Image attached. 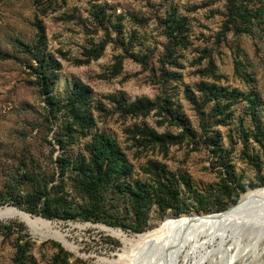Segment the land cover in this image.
Here are the masks:
<instances>
[{
	"label": "rangeland",
	"instance_id": "rangeland-1",
	"mask_svg": "<svg viewBox=\"0 0 264 264\" xmlns=\"http://www.w3.org/2000/svg\"><path fill=\"white\" fill-rule=\"evenodd\" d=\"M105 139L123 165L99 189V219L85 220L87 164ZM117 180L144 187L148 207ZM234 185L244 190L232 204ZM263 186L264 0H0V208L47 234L0 219V264H17L23 238L25 264L62 256L52 241L70 264H264V196L237 220L135 244ZM46 198L52 219L40 213Z\"/></svg>",
	"mask_w": 264,
	"mask_h": 264
},
{
	"label": "trees",
	"instance_id": "trees-1",
	"mask_svg": "<svg viewBox=\"0 0 264 264\" xmlns=\"http://www.w3.org/2000/svg\"><path fill=\"white\" fill-rule=\"evenodd\" d=\"M248 22L250 21V18L246 19ZM234 29H238L239 26L235 25ZM22 45V44H20ZM23 46V45H22ZM135 60L142 62V58L137 56H132ZM43 87H45L46 84H41ZM74 97L77 98V100H72L70 102V107H72V113L73 116L84 118V112L81 107V104H83V98H79L76 94H74ZM80 101V102H79ZM81 124V123H80ZM158 138H154V140H157ZM158 141V140H157ZM82 163V167L79 169V171L86 174V165ZM123 162L121 158L120 152L111 144V141L109 139H105V142H99L95 145V147L91 151V158L90 162L87 164L88 172L90 173L91 180L88 188V195L91 199L90 204L86 209H82L78 212L76 215H80L81 218L85 220L99 219V213L101 212V203L99 201V189L104 186L106 183L109 184L111 181H113L114 175L120 173V168L122 167ZM115 185L119 188H125L129 189L131 191L133 200H135L137 204L138 210H142L146 207H148L149 202L146 201V196L148 195V191L144 187H141L140 185H137L135 188L129 187L126 184H122V180H117L114 182ZM232 185V184H231ZM233 189L232 193H235L232 197H230V200L233 203H235L238 200V194L244 190L243 186L239 187V192L236 193L237 187L230 186ZM51 200L49 198H46V200L43 202V207H41L40 213L43 217L47 219H52L55 214L52 212L51 208ZM165 204H162L161 207H164ZM169 206H166V208ZM182 210V209H181ZM179 210L178 212H180ZM31 211L36 212L37 210L32 209ZM34 219H40L43 220L41 216L38 215H32L30 214ZM75 215H71L68 217H74ZM19 227L22 228V226L19 224ZM122 228H125L121 226ZM1 228L8 229L9 226L6 224H2ZM132 231L138 232L140 231L139 226H133L131 227ZM19 231V229H18ZM22 244H19L17 246L16 250V261L17 264H25V255L27 251L28 241L22 240ZM52 245L58 248L60 252H62V256H58V254L54 255L51 260L47 264H70L69 262V256L71 253L65 251L62 249L60 244L58 242L52 241ZM115 244H118L115 242Z\"/></svg>",
	"mask_w": 264,
	"mask_h": 264
},
{
	"label": "bare ground",
	"instance_id": "bare-ground-1",
	"mask_svg": "<svg viewBox=\"0 0 264 264\" xmlns=\"http://www.w3.org/2000/svg\"><path fill=\"white\" fill-rule=\"evenodd\" d=\"M263 196H264V186L251 190L242 199H240L234 206L228 208L225 211L209 214L203 217L182 216L175 219H170L166 221L164 226L159 230L157 229V230L141 233V235L137 239H135V244H139L156 237L158 238V236L160 237V235L165 231V229L169 228L170 226L188 227L190 225H199L200 227L205 225L220 224L222 222H226L234 219L237 220L236 218H239L240 214L243 212L246 206H248V204L251 203V201H253L255 198L263 197ZM11 216L19 217L23 222L27 224V226L32 230V232L38 235L39 237L47 236V234H45L42 231L40 224L37 221L32 220L23 211L18 210L15 207L0 208V219H4ZM106 231L112 236L119 238L125 246L128 245L127 243L128 239L119 230L114 228H106Z\"/></svg>",
	"mask_w": 264,
	"mask_h": 264
},
{
	"label": "water",
	"instance_id": "water-1",
	"mask_svg": "<svg viewBox=\"0 0 264 264\" xmlns=\"http://www.w3.org/2000/svg\"><path fill=\"white\" fill-rule=\"evenodd\" d=\"M218 212V211H217Z\"/></svg>",
	"mask_w": 264,
	"mask_h": 264
}]
</instances>
